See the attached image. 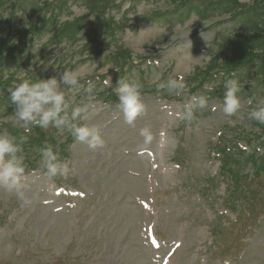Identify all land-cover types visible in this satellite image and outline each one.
Returning a JSON list of instances; mask_svg holds the SVG:
<instances>
[{
  "label": "rangeland",
  "instance_id": "374dc122",
  "mask_svg": "<svg viewBox=\"0 0 264 264\" xmlns=\"http://www.w3.org/2000/svg\"><path fill=\"white\" fill-rule=\"evenodd\" d=\"M0 52V132L28 136L20 153L24 198L0 188V264H155L139 239L140 200L152 202L157 233L180 243L170 264H264V178L256 177L264 170V130L249 119L264 102V0H0ZM65 71L94 85L91 95L64 89L73 106L96 105L88 126L104 146L94 151L52 127L26 134L13 125L9 89ZM181 77L182 94L158 90ZM122 78L142 85L145 112L134 126L114 91ZM228 79L240 84L233 117L223 114ZM194 95L208 106L194 121L182 119ZM244 135L251 141L239 142ZM45 144L68 164L66 177L49 179L40 167L37 149ZM228 147L235 169L218 157ZM137 150L151 154L134 156ZM238 181L243 199L231 193ZM56 186L87 195L76 199L81 212L43 205Z\"/></svg>",
  "mask_w": 264,
  "mask_h": 264
},
{
  "label": "clouds",
  "instance_id": "9594fccd",
  "mask_svg": "<svg viewBox=\"0 0 264 264\" xmlns=\"http://www.w3.org/2000/svg\"><path fill=\"white\" fill-rule=\"evenodd\" d=\"M110 81H105L108 86ZM186 85L183 77L180 79L169 78L166 82L159 83L158 90H167L169 93L180 95ZM83 91L89 95L93 92L94 85L87 82V87L80 84V77L72 71H65L57 79L55 76L49 79H40L31 82L27 79L13 85L9 89L12 105L15 106L13 125L23 129L24 133H31L34 127L47 130L49 127L61 132H67L78 143L87 144L90 150L104 146V140L100 131L95 127H89V121L97 114L96 105L84 103L73 106L66 98L64 89ZM223 114L226 117L236 116L241 109V100L237 93L240 84L236 79H228L224 83ZM142 85L136 79H118L114 88L119 105L124 116V121L129 126H134L138 116L145 112V105L141 101ZM252 103L251 100L248 101ZM208 106L207 97L194 95L183 106L180 113L182 119L194 121L195 112ZM249 119L264 125V102L249 113ZM140 135L148 143L152 139V133L148 127L140 131ZM28 136H12L7 131L0 132V188L9 192H15L20 198H24L25 163L22 153V145L27 142ZM40 154L39 165L45 170L49 179L58 176L66 177L68 164L61 162L58 155L49 144L37 149ZM27 202V201H26Z\"/></svg>",
  "mask_w": 264,
  "mask_h": 264
},
{
  "label": "trees",
  "instance_id": "16d2710c",
  "mask_svg": "<svg viewBox=\"0 0 264 264\" xmlns=\"http://www.w3.org/2000/svg\"><path fill=\"white\" fill-rule=\"evenodd\" d=\"M254 9L252 8V9H250L249 10V12H252ZM245 12H248V11H244V13ZM241 13V12H240ZM235 18V17H234ZM233 19V18H232ZM257 32V31H256ZM256 32H254L253 33V35H255V33ZM260 36H262V33L261 34H259L258 35V37H260ZM13 50L10 48L8 51H7V54H8V57H6L5 59H12V56H11V52H12ZM3 53L4 52H0V63H1V61H2V56H3ZM264 55H263V53L262 54H260V57H263ZM224 67V66H223ZM23 80H25V79H23ZM10 81L6 78V83H5V85L4 86H6L4 89H6L7 87H8V85L10 84L9 83ZM32 82V81H31ZM4 99H1V102L3 101ZM259 126L262 128V130H264V125H261V124H259ZM255 132H252V135H251V137H253V138H255ZM239 140V142H248V141H251L248 137H246V135H244L242 138H239L238 139ZM248 145V144H247ZM233 147H235V145H233ZM230 152V150H229V147L226 149V150H224V149H222V151L221 152H219L218 154H219V156H223L222 157V160L224 161V165L226 166V167H229V168H236V166H234L233 165V163H231L230 162V160H232V154L231 153H229ZM233 153H235V152H233ZM252 153V150H251V152L249 153V154H251ZM240 154H244L243 152L242 153H240ZM221 160V161H222ZM256 177H259V178H264V170L263 171H261V173L258 175V176H256ZM228 179V178H227ZM226 179V180H227ZM251 182V181H250ZM243 183L244 182H241L240 184H241V186L239 185V181L238 182H236V185H237V188H238V191H234V193H238L239 192V194L242 192V190L245 188V187H243L242 185H243ZM228 184H233V181L232 180H230L229 182H228ZM232 193V192H231ZM245 196H243L242 195V199L244 198Z\"/></svg>",
  "mask_w": 264,
  "mask_h": 264
}]
</instances>
